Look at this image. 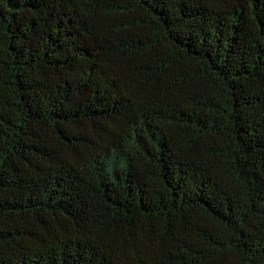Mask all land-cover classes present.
<instances>
[{
  "label": "trees",
  "instance_id": "trees-1",
  "mask_svg": "<svg viewBox=\"0 0 264 264\" xmlns=\"http://www.w3.org/2000/svg\"><path fill=\"white\" fill-rule=\"evenodd\" d=\"M0 264H264V0H0Z\"/></svg>",
  "mask_w": 264,
  "mask_h": 264
}]
</instances>
